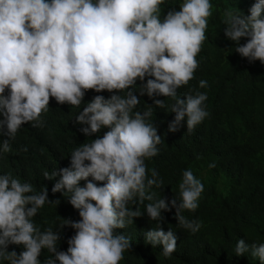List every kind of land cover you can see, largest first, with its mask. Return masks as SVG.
Segmentation results:
<instances>
[{
	"label": "clouds",
	"instance_id": "9594fccd",
	"mask_svg": "<svg viewBox=\"0 0 264 264\" xmlns=\"http://www.w3.org/2000/svg\"><path fill=\"white\" fill-rule=\"evenodd\" d=\"M164 3L0 0V153L12 151L22 125L43 128L48 113L65 114L83 141L69 152V166L60 163L36 179L24 170L4 171L0 162V264H120L132 244L115 230L144 213L159 224L144 232L145 242L170 258L177 237L161 222L162 210L172 208L182 228L200 231L201 222L182 211L198 209L204 183L184 169L178 193L170 201L158 198L151 189L162 188L163 180L146 161L158 155L170 164L180 132L185 136L179 140L200 143L203 134L196 127L210 115L207 92L181 99L178 89L199 68L213 4L182 0L179 10L165 13ZM242 7L247 9L246 1ZM248 12L225 8L224 36L242 58L263 65L264 0ZM198 87L207 88L208 81L199 80ZM145 94L159 108L165 99L157 97L174 101L168 131L175 134L162 149V135L170 132L158 133L151 105L141 110ZM102 128L108 130L94 138ZM248 252L264 264V243L239 239L236 256Z\"/></svg>",
	"mask_w": 264,
	"mask_h": 264
},
{
	"label": "trees",
	"instance_id": "16d2710c",
	"mask_svg": "<svg viewBox=\"0 0 264 264\" xmlns=\"http://www.w3.org/2000/svg\"><path fill=\"white\" fill-rule=\"evenodd\" d=\"M243 1L244 4L246 1L247 9L242 7ZM181 2L165 0L161 5L162 12L166 13L171 7L179 10ZM255 2L211 0L213 15L209 18L207 38L197 56L199 68L194 79L178 89L181 99L196 90L207 92L205 106L210 115L196 127L197 132L203 134L200 143L188 138L179 140L185 136L180 132L170 164L158 155L146 161L149 170L155 168L163 180L162 188L151 189L158 198L164 196L170 201L178 193L184 169L190 168L204 183L205 191L198 209L182 211L188 220L201 222L200 231L193 234L182 228L175 218V208L162 210L161 227L165 232L172 229L177 237L176 251L170 258H165L159 246L152 247L145 242L144 232L159 224L144 213L126 228L115 230L128 236L132 244L120 264H260L250 252L238 257L234 249L239 239H244L247 244L264 243V64L258 60L250 63L236 53L234 42L224 36L221 22L225 8L248 15ZM244 42L242 38L241 43ZM201 79L208 81L207 88L198 87ZM157 98L165 99L164 108L154 106L147 94L140 97V107L143 111L151 105V120L158 133H168V124L175 116L170 108L174 101L162 96ZM43 120V128H33L27 123L22 125L21 132L11 141L12 151L0 153L4 171L24 170L36 179L43 171L59 168L60 163L69 166V152L83 143L81 135L63 113H48ZM185 127L186 118L181 128ZM107 130L102 128L93 137L103 135ZM174 134L162 135L164 142L160 149L170 144ZM25 146L27 152L21 150ZM210 161H215L217 166L210 169ZM139 207L145 211L143 204ZM73 212L75 210L70 215ZM78 219L77 211L75 220Z\"/></svg>",
	"mask_w": 264,
	"mask_h": 264
}]
</instances>
